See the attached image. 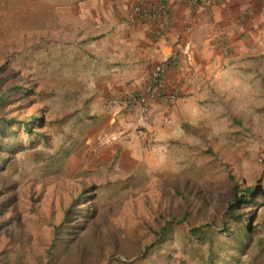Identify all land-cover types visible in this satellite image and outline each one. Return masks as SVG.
<instances>
[{
    "label": "rangeland",
    "instance_id": "1",
    "mask_svg": "<svg viewBox=\"0 0 264 264\" xmlns=\"http://www.w3.org/2000/svg\"><path fill=\"white\" fill-rule=\"evenodd\" d=\"M1 3L8 6L0 5V264L259 259L264 71L251 72V95L236 99L229 118L186 126L162 166L142 170L136 182L116 170V155L101 163L89 153L88 76L68 66L51 24L34 23L22 0ZM234 184L238 195L251 189L235 217L226 211Z\"/></svg>",
    "mask_w": 264,
    "mask_h": 264
},
{
    "label": "crops",
    "instance_id": "2",
    "mask_svg": "<svg viewBox=\"0 0 264 264\" xmlns=\"http://www.w3.org/2000/svg\"><path fill=\"white\" fill-rule=\"evenodd\" d=\"M36 24L50 23L73 67H83L86 143L97 162L140 182L162 166L186 126L229 118L251 95V72L264 71V0H22ZM8 6V4H0ZM148 12L128 19L131 8ZM167 66L163 92L146 98L151 68ZM263 79L264 76L262 75ZM264 87V82L262 84ZM135 103L134 108L130 104ZM259 259L264 264V241Z\"/></svg>",
    "mask_w": 264,
    "mask_h": 264
},
{
    "label": "built area",
    "instance_id": "3",
    "mask_svg": "<svg viewBox=\"0 0 264 264\" xmlns=\"http://www.w3.org/2000/svg\"><path fill=\"white\" fill-rule=\"evenodd\" d=\"M147 16L148 12L138 6L132 7L128 13V19L130 20H134L136 18H145ZM166 71L167 66L164 62H157L154 64L150 70L149 81L145 86L144 93L135 97V102L137 104L142 105L146 98H156L162 94ZM130 106L131 108H134L135 103L130 104Z\"/></svg>",
    "mask_w": 264,
    "mask_h": 264
},
{
    "label": "trees",
    "instance_id": "4",
    "mask_svg": "<svg viewBox=\"0 0 264 264\" xmlns=\"http://www.w3.org/2000/svg\"><path fill=\"white\" fill-rule=\"evenodd\" d=\"M27 126V125H26ZM29 127L27 126V129ZM29 130V129H28ZM122 182V181H119ZM233 196L231 201L229 202L228 206H227V212L230 216L235 217L234 215V210H236L241 204H245L247 202H250V199L247 197L248 193L251 192V189L247 188L244 189L243 191H240L242 193V195H238L239 191H238V187L236 184H234L233 186ZM200 232H202V227L201 226H196V227H192L190 229V233H192L193 235H198ZM139 261V259H138ZM137 262V261H136Z\"/></svg>",
    "mask_w": 264,
    "mask_h": 264
}]
</instances>
